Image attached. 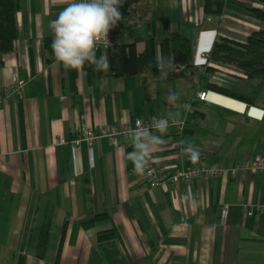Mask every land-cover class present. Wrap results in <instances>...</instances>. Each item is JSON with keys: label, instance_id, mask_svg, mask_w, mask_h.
<instances>
[{"label": "crops", "instance_id": "1", "mask_svg": "<svg viewBox=\"0 0 264 264\" xmlns=\"http://www.w3.org/2000/svg\"><path fill=\"white\" fill-rule=\"evenodd\" d=\"M207 1L122 0L124 21L110 34L138 63L127 74L112 70V49L104 50L106 72L65 69L49 25L68 0H18V37L0 54V264H264V175L252 170L264 157V80L235 63L194 64L204 30L237 43L264 31L249 11L264 4L211 0L224 11L208 15ZM173 34L189 42L188 67L163 44ZM159 52L173 58V71L159 73ZM173 92L174 106L166 99ZM177 112L199 159L177 153L168 130L152 162L170 173L225 169L222 177L152 188L127 159L128 139L76 143L86 127ZM249 205L260 210L249 216Z\"/></svg>", "mask_w": 264, "mask_h": 264}, {"label": "clouds", "instance_id": "2", "mask_svg": "<svg viewBox=\"0 0 264 264\" xmlns=\"http://www.w3.org/2000/svg\"><path fill=\"white\" fill-rule=\"evenodd\" d=\"M121 4L122 0H68L49 25L53 37L51 49L56 60L65 69L77 72L86 65L94 66L97 71H108L110 65L104 49L111 47L109 33L124 21ZM98 51H101L99 56ZM173 63V58L165 57L162 52L155 55V65L161 74L173 71ZM166 99L174 106L178 95L173 92ZM179 115L178 112L175 115L169 113L167 118H160L149 126L127 130L128 142L133 150L126 156L137 175L152 173V161L165 143L163 137L169 130V121L174 125H183ZM185 151L193 162L199 159L198 150L191 145Z\"/></svg>", "mask_w": 264, "mask_h": 264}, {"label": "trees", "instance_id": "3", "mask_svg": "<svg viewBox=\"0 0 264 264\" xmlns=\"http://www.w3.org/2000/svg\"><path fill=\"white\" fill-rule=\"evenodd\" d=\"M264 4V0H260ZM128 4H121L120 11L122 13L127 9ZM19 9L18 0H0V54L8 53L13 49V43L18 37V25L16 15ZM206 13L209 15H222L224 4L221 2L214 3L208 0L205 7ZM250 13L256 18L264 21V11L258 8H250ZM165 48L174 49L176 61L181 63H189V42L179 34H173L163 42ZM188 49V52H187ZM188 53V54H187ZM112 54V70H121L127 74L138 72V63L135 57L128 58L125 55V46L117 45L111 50ZM134 60V61H133ZM210 61H218L224 63H235L241 67L250 79L264 80V31L252 33L246 43L233 42L227 38H219L214 43L212 51L208 58ZM206 85L213 91L230 96L236 100L243 99L242 96L231 93L220 87ZM1 203V198H0ZM26 259L21 258L20 264H25Z\"/></svg>", "mask_w": 264, "mask_h": 264}, {"label": "built area", "instance_id": "4", "mask_svg": "<svg viewBox=\"0 0 264 264\" xmlns=\"http://www.w3.org/2000/svg\"><path fill=\"white\" fill-rule=\"evenodd\" d=\"M216 38H217L216 31L204 30L200 32L198 37V49L194 60L195 65L197 66L208 65L209 63L208 58L212 51L213 44L215 43ZM109 40L111 42V47L104 50H111L119 44L118 39L112 36L110 33H109ZM23 88H24V82L23 80H19L16 83V88L14 89L12 94L16 96H21L23 93ZM199 99L202 101H208L209 100L208 92H201L199 94ZM0 101H2V97H0ZM167 117L168 116H154L148 119H135L131 123L124 122L118 125L102 127L99 129L86 127L81 130L80 136L76 141V143L80 144L82 142H85L91 148L98 140L105 139L108 140L110 144H112L113 146H116L120 140L128 139L126 132L129 128H142L145 126H149L154 121L160 118H167ZM252 117L258 118L257 116L254 115ZM263 117L264 114H262L259 118L262 119ZM180 120L183 121L182 126L174 125L171 123V121H169L170 123L169 130H173L174 136L176 138L175 140H177L178 142L177 146L175 147V151L179 154H182L185 152L186 149V144L183 141L186 122L182 119ZM151 167H152V173L150 175L144 176V179L152 188H156L160 186L163 187L167 185L176 186L183 182L190 183L195 178H204V179L220 178L226 173L225 169H209L203 166L202 167L189 166L176 173H170L167 171L166 168L157 166L153 162ZM252 170L257 172L258 174L264 175V157H257L254 159L252 164ZM245 209L247 215L252 216L260 210V207L249 205Z\"/></svg>", "mask_w": 264, "mask_h": 264}, {"label": "water", "instance_id": "5", "mask_svg": "<svg viewBox=\"0 0 264 264\" xmlns=\"http://www.w3.org/2000/svg\"><path fill=\"white\" fill-rule=\"evenodd\" d=\"M188 130H185V132H187Z\"/></svg>", "mask_w": 264, "mask_h": 264}]
</instances>
